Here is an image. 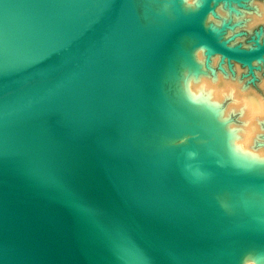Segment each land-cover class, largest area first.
Segmentation results:
<instances>
[{
	"label": "water",
	"instance_id": "water-1",
	"mask_svg": "<svg viewBox=\"0 0 264 264\" xmlns=\"http://www.w3.org/2000/svg\"><path fill=\"white\" fill-rule=\"evenodd\" d=\"M264 0H0V264H264Z\"/></svg>",
	"mask_w": 264,
	"mask_h": 264
},
{
	"label": "clouds",
	"instance_id": "clouds-1",
	"mask_svg": "<svg viewBox=\"0 0 264 264\" xmlns=\"http://www.w3.org/2000/svg\"><path fill=\"white\" fill-rule=\"evenodd\" d=\"M192 2H193V0H186V3L191 4ZM261 160H264V158H261ZM243 264H257V262L254 259L245 258L243 261Z\"/></svg>",
	"mask_w": 264,
	"mask_h": 264
}]
</instances>
